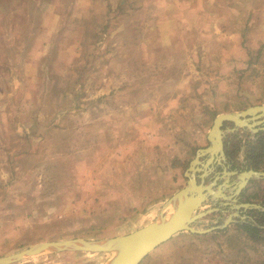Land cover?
I'll use <instances>...</instances> for the list:
<instances>
[{
  "label": "rangeland",
  "instance_id": "374dc122",
  "mask_svg": "<svg viewBox=\"0 0 264 264\" xmlns=\"http://www.w3.org/2000/svg\"><path fill=\"white\" fill-rule=\"evenodd\" d=\"M263 101L264 0H0V256L145 225L185 185L213 118ZM258 133L226 132L232 168L249 167ZM239 200L264 205V179ZM224 209L193 227L221 223ZM238 224L176 233L139 264H264V229L252 238Z\"/></svg>",
  "mask_w": 264,
  "mask_h": 264
},
{
  "label": "water",
  "instance_id": "95a60500",
  "mask_svg": "<svg viewBox=\"0 0 264 264\" xmlns=\"http://www.w3.org/2000/svg\"><path fill=\"white\" fill-rule=\"evenodd\" d=\"M224 122H230L232 126L224 127ZM239 128L255 134L264 131V101L242 110L218 113L213 118L206 135L208 144L196 150L184 171L185 185L172 193L155 217L142 227L110 237H72L35 242L19 251L0 256V264H13L63 251L108 253L101 264H139L148 253L179 232L205 234L222 230L232 223H250L264 229V225L243 212L250 209L264 211V205L239 200L251 179H264V170L247 166L243 169L232 168L224 149L226 132L234 133ZM241 152H244V146ZM217 166L221 167L220 171L216 170ZM210 173L213 176L206 180ZM206 202L209 203L208 207L199 211ZM224 207L231 210L221 223L215 220L204 229L193 227L209 213L226 211Z\"/></svg>",
  "mask_w": 264,
  "mask_h": 264
},
{
  "label": "trees",
  "instance_id": "16d2710c",
  "mask_svg": "<svg viewBox=\"0 0 264 264\" xmlns=\"http://www.w3.org/2000/svg\"><path fill=\"white\" fill-rule=\"evenodd\" d=\"M239 150V148H235V151ZM226 154H228L226 152ZM229 155V154H228ZM264 157V131H261L257 134V138L255 141H251L247 143L245 149V159L247 165L254 169L261 168V162ZM261 219L258 220L260 223L264 224V211H258ZM238 227L241 228L247 235L250 237H260V233L262 231L261 228L256 227L250 223H239ZM199 235V234H195Z\"/></svg>",
  "mask_w": 264,
  "mask_h": 264
},
{
  "label": "bare ground",
  "instance_id": "6f19581e",
  "mask_svg": "<svg viewBox=\"0 0 264 264\" xmlns=\"http://www.w3.org/2000/svg\"><path fill=\"white\" fill-rule=\"evenodd\" d=\"M142 227V226H141Z\"/></svg>",
  "mask_w": 264,
  "mask_h": 264
}]
</instances>
